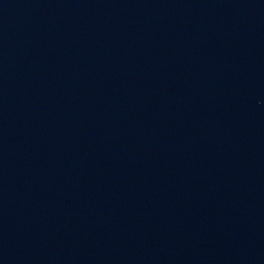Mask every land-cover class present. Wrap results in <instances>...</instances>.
<instances>
[{"label":"water","instance_id":"95a60500","mask_svg":"<svg viewBox=\"0 0 264 264\" xmlns=\"http://www.w3.org/2000/svg\"><path fill=\"white\" fill-rule=\"evenodd\" d=\"M0 264H264V0H0Z\"/></svg>","mask_w":264,"mask_h":264}]
</instances>
